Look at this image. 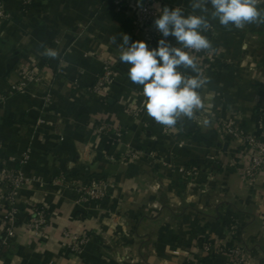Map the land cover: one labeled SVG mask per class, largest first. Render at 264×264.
<instances>
[{"label":"crops","instance_id":"obj_1","mask_svg":"<svg viewBox=\"0 0 264 264\" xmlns=\"http://www.w3.org/2000/svg\"><path fill=\"white\" fill-rule=\"evenodd\" d=\"M158 1L192 11L191 0ZM0 3L10 16L0 20V90L31 67L42 75L25 93L0 102V164L21 167L28 178L12 236L0 209V264H231L220 249L237 242L249 252L247 264H264V173L244 179L242 147L222 138L215 122L233 120L256 134L264 129V24L240 30L211 21L203 34L214 56L191 53L210 78L200 90L206 111L199 122L185 118L166 129L148 116L143 86L119 59L123 34L150 50L160 40L132 11L110 0ZM167 41L179 47L174 37ZM46 48L58 57L44 56ZM104 60L117 70L105 99L86 91ZM104 119L122 135L97 134ZM100 178L111 180L106 196L78 204L76 187ZM33 204L48 207L46 238L26 227ZM66 228L91 235L81 254L67 247ZM207 240L210 251L203 248Z\"/></svg>","mask_w":264,"mask_h":264},{"label":"clouds","instance_id":"obj_2","mask_svg":"<svg viewBox=\"0 0 264 264\" xmlns=\"http://www.w3.org/2000/svg\"><path fill=\"white\" fill-rule=\"evenodd\" d=\"M260 2L191 0L192 11L187 15L180 7L159 9L155 28L164 38L174 37L179 47L160 39L158 47L150 50L144 41L129 43L130 37L123 34L119 59L130 65L129 79L143 86L144 107L149 117L166 129H174L185 118L199 122L198 114L206 111L200 90L207 86L210 78L191 53L212 50L211 41L202 33L213 27V20H218L225 28L234 26L240 30L246 25L264 24V9L258 8ZM111 42L115 43V37ZM42 54L53 59L59 55L52 48H46ZM189 70L195 75H186ZM202 122L209 124L208 119Z\"/></svg>","mask_w":264,"mask_h":264},{"label":"built area","instance_id":"obj_3","mask_svg":"<svg viewBox=\"0 0 264 264\" xmlns=\"http://www.w3.org/2000/svg\"><path fill=\"white\" fill-rule=\"evenodd\" d=\"M119 9L132 11L137 23L151 33L155 38L167 39L162 37L154 26V20L159 15L161 5L158 0H110ZM34 0H23V5L28 7ZM10 18L5 11L4 6L0 3V20ZM203 34V33H202ZM204 35V34H203ZM197 53V52H196ZM205 60H210L214 56V49L209 51H201L197 53ZM216 66H214L215 68ZM217 69V68H215ZM183 71V70H181ZM117 76V70L110 60H104L101 72L98 74L95 82L86 88V91L95 94L103 99L107 98L111 85ZM42 81V75L37 67H31L24 75L12 82L8 91L0 90V102L5 101L11 95L25 93L31 83H39ZM78 82L76 83V85ZM219 126V132L222 138H227L233 143L242 147V153L246 158L243 167V176L247 182L255 180L259 175L264 173V129L257 134L245 130L237 125L233 120H215ZM94 131L99 135L118 134L122 135V128L114 121L101 120L95 126ZM133 157H137L134 154ZM114 159V158H112ZM28 156H25L21 162L25 163ZM189 175L197 174L196 169L185 170ZM27 175L23 168L10 169L4 164H0V209L4 210L3 221L4 228L8 235L14 234L15 225L21 215V192L27 183ZM111 186V180L107 178L93 179L89 182L81 184L75 189V201L87 206L92 202L103 199ZM27 229L39 238H46L50 228V213L48 207L44 204H33L30 209V215L26 220ZM63 237L67 247L75 254H81L84 247L91 239L88 232L81 233L74 229L66 228L63 231ZM205 250H212L213 246L209 240L203 243ZM225 251L231 258V264H247L249 252L241 242L235 243L231 247L220 249Z\"/></svg>","mask_w":264,"mask_h":264}]
</instances>
